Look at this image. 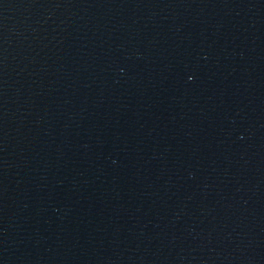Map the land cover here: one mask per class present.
<instances>
[{
	"label": "water",
	"instance_id": "1",
	"mask_svg": "<svg viewBox=\"0 0 264 264\" xmlns=\"http://www.w3.org/2000/svg\"><path fill=\"white\" fill-rule=\"evenodd\" d=\"M0 264H264V0H0Z\"/></svg>",
	"mask_w": 264,
	"mask_h": 264
}]
</instances>
